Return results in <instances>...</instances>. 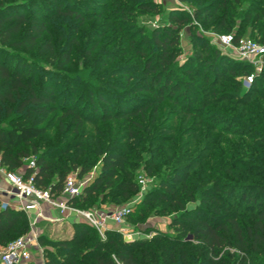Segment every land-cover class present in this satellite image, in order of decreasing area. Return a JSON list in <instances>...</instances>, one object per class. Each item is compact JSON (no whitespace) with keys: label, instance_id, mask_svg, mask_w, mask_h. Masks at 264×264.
<instances>
[{"label":"trees","instance_id":"1","mask_svg":"<svg viewBox=\"0 0 264 264\" xmlns=\"http://www.w3.org/2000/svg\"><path fill=\"white\" fill-rule=\"evenodd\" d=\"M53 1L57 4V0ZM111 1L114 5L123 6L122 10L128 14L133 7L151 10L155 3V0ZM198 1L199 7L194 11L197 18L205 16L203 23H206L221 10L214 28L224 29V33L233 32L236 38L243 36L248 22L250 26L258 22L264 26V5L255 11L258 0ZM14 2L0 0V43L13 49H23L20 53L0 47V166L11 171L20 169L25 165V159L35 155L38 169L34 171L27 167L25 176L33 173L37 186L50 189L58 196L69 173L76 167L72 169L67 164L47 160L48 151L45 147L40 150L41 146L36 144L47 134L45 121L57 110V90L52 81L45 77L37 78L30 59L35 56L57 63L59 67L71 64L73 44L66 41L69 36L67 29L74 24L96 29L95 22H90L99 20L100 16L101 19L102 14L94 15L89 7H84L85 12L72 9L67 5L69 0L57 4L50 15L36 9L27 14ZM60 19L65 23L63 28L56 24ZM171 20L175 21L176 27L166 25L162 29H151L150 36L143 35L137 42L131 39L130 48L123 53L136 52L139 56V63L128 73L129 82L134 78L133 73H142L144 85H139L137 91H147L155 96V101H150L152 115L146 127L151 143L168 140L169 133L174 135L172 127L159 128L160 125L156 134L159 103L164 100L180 106L185 118L192 115L204 117L198 127L200 133L204 130L200 137L202 141L222 119L231 127L245 128L246 135L253 133L264 140V106L259 102L264 100V91H259L260 76L256 75L252 86L247 89L237 78L251 73V65L222 52L208 39L199 36L194 39L202 43L200 52L179 62L180 30L188 17L184 13L181 16L175 13ZM237 22L239 24L235 28ZM108 23V17L102 19L101 25L106 30L98 33L97 37L109 32ZM254 40L264 43V35ZM89 54H92L91 50ZM110 58L115 60L117 57ZM195 76L197 80H194ZM87 87L90 88L89 101L93 106L96 105L95 98L108 102L103 93L95 95L93 83ZM255 94L259 96L256 102L253 100ZM192 95L194 99L190 98ZM210 105L214 107L209 109ZM144 108L139 107L133 113ZM94 109L97 110L96 107ZM67 114L77 122L89 121L88 118L82 119L77 109H68ZM114 117L124 118V115H113L104 110L98 120ZM203 122L212 124L205 127ZM251 137L253 135L249 139ZM260 143L264 144L263 141L252 143L257 154L245 151L248 158L255 156L260 162L244 161L240 167L226 166V173L230 176L227 182L217 180L213 171V177L207 179L205 169L190 173V167H177L169 176L160 177L158 188L145 193L144 205L139 208L138 215H143L157 202H165L164 207H155V212H167L168 207L169 211L175 212L171 218L174 234L161 232L151 238L127 241L118 229H107L102 237L91 225L77 222L73 224L74 233L70 239L54 242V250H45V264H247L249 261L250 264H263L264 203L259 207L258 198L252 197L247 201V194L242 193L247 189L255 193L264 192V183L251 179L264 176V151ZM97 150L103 155V166L99 175L84 187L82 194L71 200L78 208L88 209L94 204L101 207L111 195L109 202L119 205L140 191L138 181L127 167V159L114 152L110 142L106 145L101 138ZM236 192H241V197L235 203L232 198ZM197 200L201 205L187 207L188 202ZM29 230L27 213L12 207L2 208L0 200V245L5 247L13 241V236L20 237Z\"/></svg>","mask_w":264,"mask_h":264},{"label":"rangeland","instance_id":"2","mask_svg":"<svg viewBox=\"0 0 264 264\" xmlns=\"http://www.w3.org/2000/svg\"><path fill=\"white\" fill-rule=\"evenodd\" d=\"M12 1L19 4L18 9L27 14L36 9L50 15L55 6L64 0H57V4H54L53 0ZM257 3L255 4V11L261 9L264 0H258ZM67 5L71 6L72 9L84 12L86 11L84 7H89L94 15L101 13L102 18L100 19V16V21L93 20L90 22H95L96 29L94 27L86 29V25L79 27L78 24L67 29L66 32L69 33V36L66 41H72L73 44L71 64L59 67L57 63L40 60L35 56L30 59L33 68L37 71V78L40 80L45 77L47 81H52L57 90V110L45 121L47 134L41 140L36 141V144L42 147L40 150L45 147L48 151L49 158L47 160L67 164L72 169L75 166L76 169L71 170L69 175L76 174L80 179H86L88 183H91L99 175L103 166V155L98 154L97 150L99 140L103 138L106 145L110 142L114 152L127 159V167L132 170L134 179L140 185L138 193L125 199L121 204L115 205L116 207L132 208V214L130 213L131 215L129 214L130 216L126 218V231H121L124 239L128 241L137 238H151L161 232L172 235L175 233V228L171 225V218L175 212L169 211L170 207H168L167 212H155V207H164L165 202H157L155 206H149L143 215H138L139 208L144 205L145 193L158 188L160 177L169 176L177 167H190V173L205 169L207 179L213 177L211 174L213 171L217 180H226L227 182L230 176L226 173V166L240 167L244 161L258 163L257 157L254 156L253 159H250L246 156L245 151L249 154L250 152L253 155L254 153L257 154L252 143L264 142V140L253 133L246 135L245 128L231 127L224 119H219L218 127L202 141L200 137L204 130L200 133L198 127L199 122L204 117L192 115L190 118H185L186 115L180 112V106L171 100H164L159 103L158 124L157 126L155 124L157 127L156 134L160 130L158 129V125H160L159 128L172 127L174 135L169 133L166 138L168 140L156 141L152 144L149 138L150 133L147 132L146 127L150 124L152 115L153 105H150V101H155V96L147 91H137L136 88L139 85H144L142 73L132 72L134 78L129 82L130 76L128 75L130 74L128 73H131L139 63V56L136 52H127L125 55L123 53L130 48L129 41L131 39H135L137 42L143 35L150 36L151 29H162L166 25L176 27L175 21L171 20V15L176 13L181 16L184 13L188 20L180 30L179 46L181 53L177 57L179 62H184L200 52L202 43L197 39L195 41V36L204 37L222 52L231 54L229 49L221 46L218 42L217 35L224 34V29L216 30L214 28L221 15V10H218L213 18L203 23L205 16L197 18L194 15L195 9L199 7L198 0H155L151 10L133 7L130 14L128 11L124 13L122 10L124 7L114 5L111 0H79V2L69 0ZM105 17L109 19L107 25L109 32L97 37L98 33L106 30L105 26L101 25L102 19ZM56 24L63 28L65 23L60 19ZM238 24L239 22L235 28ZM258 30L261 31L258 32ZM262 30H264V26L260 22L252 26L248 22L245 24L242 37L262 38L264 35ZM229 33L233 34V32ZM0 47L5 51L23 53V49L2 46V43H0ZM90 50L92 54H89ZM114 56L117 58L112 60L110 57ZM253 71L255 68L254 65H251V72ZM263 73L264 63L258 74L260 76L258 83L260 92L264 91ZM246 75L238 76L237 79L243 82ZM197 79L195 76L194 80ZM89 83H93L97 89L93 90L95 95L103 93L108 102H100L95 98L96 105L93 106V103L89 101L90 88L87 87ZM252 84L246 87L243 83V86L250 89ZM190 98L194 99V95ZM258 98L259 96L255 94L253 100L256 102ZM259 102L264 106V100ZM95 107L97 110L94 109ZM139 107L145 108L143 111L133 113ZM208 107L210 109L214 106ZM68 109H77L78 113L82 115V119L88 118L89 121L82 120L81 122L80 120L79 122L78 120L77 122L76 118L67 114ZM104 110L112 112L113 115L123 114L124 118L114 117L98 120L99 115ZM129 112L131 114L128 116ZM227 113L226 115H228ZM211 124L203 122L205 127L211 126ZM228 131L230 132L227 133ZM252 135L253 138L249 139V136ZM260 144L262 151H264V144ZM259 150L261 151V149ZM76 156L78 157L76 158ZM32 161H34L33 165L31 164ZM263 163L264 160H262ZM27 167L37 171L35 155L25 159V165L20 169L12 171L25 174ZM4 170L11 171L0 166L1 174ZM81 171L84 172L81 174ZM142 178L145 179L144 184L140 183ZM251 179L257 183H264V176H253ZM230 180L232 181L234 178ZM242 193L247 194V201L256 197L259 199L258 206L263 205L264 192L255 193L253 190L247 189ZM0 194L4 197L1 191ZM7 197L10 199L11 196L7 195ZM112 197L113 195L108 197L106 205H114L109 202ZM240 197L241 192H236L232 199L236 203ZM247 201L245 205H247ZM198 205H201L199 200L188 202L187 207L195 208ZM101 207L94 204L88 209ZM43 223L40 224L43 230L37 246L33 249V262L31 264H45V250H54V242L70 239L74 233V223L67 220L43 221ZM17 237L19 235L13 236V240ZM41 237H43V241H40ZM3 248L0 245V252ZM250 263V261L247 262V264ZM261 263L264 264V260Z\"/></svg>","mask_w":264,"mask_h":264},{"label":"built area","instance_id":"3","mask_svg":"<svg viewBox=\"0 0 264 264\" xmlns=\"http://www.w3.org/2000/svg\"><path fill=\"white\" fill-rule=\"evenodd\" d=\"M221 46L226 47L231 55L250 65H254L255 71L244 76L243 83L249 87L259 74L264 63V43L248 37L236 38L234 34L224 33L217 35ZM34 164V161L31 162ZM8 181L10 190L8 195L13 196V204L9 201H1V207H12L27 213L30 222V230L6 245L0 252L1 264H31L33 262V249L38 244L42 231L38 223L42 220L63 221L72 223L85 222L94 227L103 237L107 229L117 228L125 232L126 218L132 212L130 207H116L114 210L102 208L82 209L73 205L72 199L82 194L88 180L80 179L76 174H70L65 180L60 195H54L50 189H44L36 185L34 174L25 176L24 173L3 171ZM140 183L144 184L145 179ZM47 209L57 210L59 217L51 218L46 213Z\"/></svg>","mask_w":264,"mask_h":264},{"label":"crops","instance_id":"4","mask_svg":"<svg viewBox=\"0 0 264 264\" xmlns=\"http://www.w3.org/2000/svg\"><path fill=\"white\" fill-rule=\"evenodd\" d=\"M0 177H1V181H0V191L3 193V195H4V197H5V199H4V197L0 194V200L1 201H9V202H11L12 204H13V201H15V199H13L14 197L13 196H11L10 197V199H8V197H7V191H9L10 190V186H9V183H8V181L5 179V176H4V174H1L0 173ZM115 205H106V204H103L102 205V209H104V210H109V211H112V210H114L115 209ZM48 207H46V213H47V215L49 216V217H51V218H57V217H59V212L57 211V210H53V209H47ZM70 221H71V219H69ZM68 220V221H69ZM43 221H47V220H42L40 223H38V228H39V230H43V228H41L40 227V224H44L43 223ZM69 221V222H70Z\"/></svg>","mask_w":264,"mask_h":264}]
</instances>
